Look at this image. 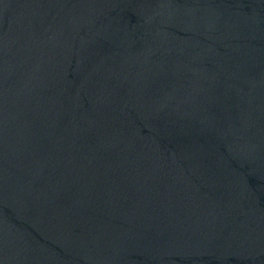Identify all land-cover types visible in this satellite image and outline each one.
Here are the masks:
<instances>
[{"label": "water", "instance_id": "95a60500", "mask_svg": "<svg viewBox=\"0 0 264 264\" xmlns=\"http://www.w3.org/2000/svg\"><path fill=\"white\" fill-rule=\"evenodd\" d=\"M0 264H264V0H0Z\"/></svg>", "mask_w": 264, "mask_h": 264}]
</instances>
